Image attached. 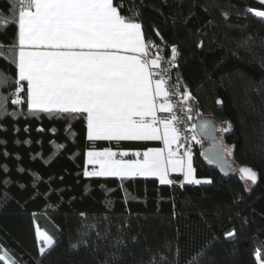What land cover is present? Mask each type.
Here are the masks:
<instances>
[{
    "label": "trees",
    "instance_id": "trees-1",
    "mask_svg": "<svg viewBox=\"0 0 264 264\" xmlns=\"http://www.w3.org/2000/svg\"><path fill=\"white\" fill-rule=\"evenodd\" d=\"M114 3H122V14L138 13L146 41L161 45L168 61L177 48L170 80L193 97L183 107L191 108L184 111L191 123L208 118L216 125L229 175L202 160L208 144L196 135L194 177L212 183L182 184L181 175H172L171 185L84 176L86 151L107 143L88 140L80 114H30L26 103L12 104L17 4L0 0V18L11 21L0 26V72L12 78L0 87V99L7 98L0 107V254L16 264H190L197 254L198 264H258L257 253L264 260V19L250 10L264 5ZM229 124L228 132L218 131ZM241 166L257 173L256 185L241 178ZM36 226L54 240L44 256ZM229 231L236 235L226 238Z\"/></svg>",
    "mask_w": 264,
    "mask_h": 264
},
{
    "label": "snow or ice",
    "instance_id": "snow-or-ice-1",
    "mask_svg": "<svg viewBox=\"0 0 264 264\" xmlns=\"http://www.w3.org/2000/svg\"><path fill=\"white\" fill-rule=\"evenodd\" d=\"M258 2L264 5V0ZM16 4L18 44L9 49L15 57L9 62L18 70L13 105L26 103L30 114H80L87 122L90 141L163 144V148L134 152L132 155L143 158L127 161L116 157L127 156L128 152L89 151L87 162L98 165V170L85 171V176L156 177L160 184L171 185L174 181L169 179L170 174L178 173L186 184L212 183L195 179L191 151L182 141V120L175 112L193 97L187 89L177 93L165 79L167 71H157L163 57L153 54V45L146 41L137 20L138 13L130 10L122 14V3L115 4L114 0H16ZM250 11L264 19V10ZM9 22L0 18V26ZM171 53L167 63L175 67V46ZM11 79L0 72V87L7 86ZM21 82H26V89ZM22 91H26L24 99L19 96ZM178 95L182 96L179 105L173 100ZM6 99H0V107ZM181 111L191 112V108L181 107ZM200 127L203 130L208 125L202 123ZM230 127L218 131L228 132ZM192 139L197 140L195 134ZM181 147H185L183 152ZM239 172L242 179L256 182L257 173L252 168L241 167ZM36 235L43 242L39 254L44 256L54 240L39 230ZM235 235L229 231L226 238ZM200 255L190 264H198ZM0 261L16 264L6 253L0 254Z\"/></svg>",
    "mask_w": 264,
    "mask_h": 264
},
{
    "label": "crops",
    "instance_id": "crops-1",
    "mask_svg": "<svg viewBox=\"0 0 264 264\" xmlns=\"http://www.w3.org/2000/svg\"><path fill=\"white\" fill-rule=\"evenodd\" d=\"M17 16H18V12H17ZM17 44H18V27H17V41H16V45ZM157 71H160V69H157ZM164 114L165 113H158L159 116H163ZM86 133H87V122H86ZM92 142H101V143L103 142V143H107V146L104 147V148H102V149L88 150V151H86V153H85V168H84V173H85V171L92 172V171H97L98 170V165H92V164H89L87 162L88 161L87 153L89 151L111 150L113 152H116L117 154H119L120 152H128L129 155H127V156L120 157L119 155H117V157H116L117 159H123V160H126L127 161V160H136V159H142L143 158L142 156L141 157H136V156L132 155V153H134V152H141V153H143L148 148H163V144H162L161 141H119V142H117V141L102 140V141H92ZM172 175H180V174H178V173H171L170 176H169V179H171ZM84 176H85V174H84ZM86 177H91V178H112V179L153 178V179H156L159 182L158 178H156V177H141V176L126 177V178H119V177H99V176H86ZM182 184H186V183H183V176H182ZM201 184H205V183H201ZM164 185H167V184H164ZM188 185H199V184H188ZM35 233H37V226H36V229H35ZM36 237H37V235H36ZM40 245H41V243L39 242V246Z\"/></svg>",
    "mask_w": 264,
    "mask_h": 264
},
{
    "label": "water",
    "instance_id": "water-1",
    "mask_svg": "<svg viewBox=\"0 0 264 264\" xmlns=\"http://www.w3.org/2000/svg\"><path fill=\"white\" fill-rule=\"evenodd\" d=\"M202 123H207L208 127L202 130L200 127ZM193 125H195L194 131L196 135L199 137V139L207 142L208 144L207 148L201 154L202 160L208 166L218 170L222 175L228 176L229 167L227 164L225 151L222 146V141L217 139V129L214 122L208 118H198L193 121ZM241 167H247V166H241ZM241 167H239V169ZM239 169H238V173L241 176ZM248 182L252 183L251 181ZM257 182H258V178L256 182L252 184L256 185Z\"/></svg>",
    "mask_w": 264,
    "mask_h": 264
},
{
    "label": "built area",
    "instance_id": "built-area-1",
    "mask_svg": "<svg viewBox=\"0 0 264 264\" xmlns=\"http://www.w3.org/2000/svg\"><path fill=\"white\" fill-rule=\"evenodd\" d=\"M17 12H18V5H17ZM150 42L153 45V48H152L153 54L154 55L159 54L163 57V63L161 64L160 71H165V70L167 71V75L165 76V79L168 80L169 86L173 87L177 93L182 94L181 88L179 87V85L170 80V71H171L172 66L167 63L168 59L164 55V52H165L164 48L161 45L155 44L152 41ZM180 99H182V96L180 95L173 97V100L176 101L178 105H179ZM181 107H184V105L178 106L175 109V112L177 116L182 120V123L180 125L182 129V141L184 142V145L187 148H189L190 151L192 152V150L195 147L196 141H197V140H193L192 136L193 134L196 135V133L194 131L193 123L190 122V119L184 114V111H181ZM168 115H169L168 113H165L162 117H167ZM184 150H185V147L180 148V152H183Z\"/></svg>",
    "mask_w": 264,
    "mask_h": 264
},
{
    "label": "rangeland",
    "instance_id": "rangeland-1",
    "mask_svg": "<svg viewBox=\"0 0 264 264\" xmlns=\"http://www.w3.org/2000/svg\"><path fill=\"white\" fill-rule=\"evenodd\" d=\"M253 14H254V12H253ZM255 16V15H254ZM259 18V17H258ZM261 19V18H260ZM228 149H230L229 147H228ZM231 150V149H230ZM228 155H230L229 154V152H228ZM248 225V224H247ZM248 228H249V230H250V232L252 233V234H254L255 233V229L251 226V225H248ZM37 230H39V231H41V232H44L43 230H41V229H39L38 227H37ZM38 241V240H37ZM39 242L42 244V241H38V244H39ZM256 260H257V263L258 264H264V260L260 257L259 259L257 258V254H256Z\"/></svg>",
    "mask_w": 264,
    "mask_h": 264
}]
</instances>
